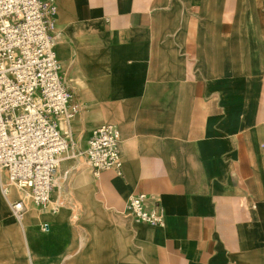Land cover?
<instances>
[{"label":"crops","instance_id":"obj_1","mask_svg":"<svg viewBox=\"0 0 264 264\" xmlns=\"http://www.w3.org/2000/svg\"><path fill=\"white\" fill-rule=\"evenodd\" d=\"M50 1L82 152L115 124L123 168L21 220L0 184V264H264V0Z\"/></svg>","mask_w":264,"mask_h":264},{"label":"built area","instance_id":"obj_2","mask_svg":"<svg viewBox=\"0 0 264 264\" xmlns=\"http://www.w3.org/2000/svg\"><path fill=\"white\" fill-rule=\"evenodd\" d=\"M53 14L50 0H0V184L18 220L30 204L45 208L51 201L71 146L61 119L75 118L80 109L63 78ZM120 142L115 124L93 129L83 153L95 177L106 170L121 173ZM13 188L19 192L15 198ZM146 198L131 196L128 210L139 221L162 223V206L147 209Z\"/></svg>","mask_w":264,"mask_h":264},{"label":"rangeland","instance_id":"obj_3","mask_svg":"<svg viewBox=\"0 0 264 264\" xmlns=\"http://www.w3.org/2000/svg\"><path fill=\"white\" fill-rule=\"evenodd\" d=\"M78 104H79L80 109H79V112L75 118H73L71 120H65L64 118L61 119L62 131L65 133L66 137L69 140H72V141H74V143H76V147L72 148L70 146V148L62 156V158L64 157V159L61 160V166H60L61 174H60L59 180L61 182L63 181V183H66V184L72 183V178L69 177V175L72 174V172L75 173V175L90 174V176L93 180V176L90 173V167H89L88 161H87L84 153L82 152V150L85 147V140L86 139H80L79 138V136H81L83 134V129L81 127H79V123L77 122L79 120L80 114L82 112V104L81 103H78ZM68 122L71 123L72 129L67 124ZM104 124H106V123H104ZM67 126H69V127H67ZM71 131H72V136L70 135ZM67 155L69 156V158L65 161V159H66L65 156H67ZM56 186H57V184L55 185V187ZM51 203L53 204L52 198H51L50 204ZM54 206H59L58 208H60V205L58 203H57V205L54 204Z\"/></svg>","mask_w":264,"mask_h":264},{"label":"bare ground","instance_id":"obj_4","mask_svg":"<svg viewBox=\"0 0 264 264\" xmlns=\"http://www.w3.org/2000/svg\"><path fill=\"white\" fill-rule=\"evenodd\" d=\"M67 124L70 125V122H68ZM67 127H69V126H67ZM66 129H67V128H66ZM68 131H69V130H68ZM63 159H64V157L62 158V160H63ZM59 181H60V180H59Z\"/></svg>","mask_w":264,"mask_h":264}]
</instances>
